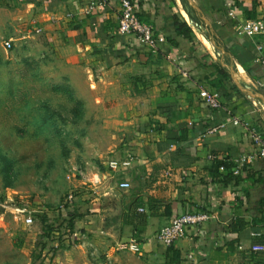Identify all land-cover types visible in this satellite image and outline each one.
<instances>
[{"label": "crops", "instance_id": "crops-1", "mask_svg": "<svg viewBox=\"0 0 264 264\" xmlns=\"http://www.w3.org/2000/svg\"><path fill=\"white\" fill-rule=\"evenodd\" d=\"M18 1L41 32L69 37L67 62L88 64L93 77L101 79L104 77L96 75L94 66L111 69L124 65L135 81L131 91L139 95L135 129L110 158L122 161L132 156L131 165L114 170L108 163L94 178L76 180L80 188L74 190L78 194L75 208L73 201L69 203L70 210L82 215L76 227L94 237H106L113 247H129L135 240L139 254L159 256V264H264V250H249L253 244L264 245V160L255 157L233 178L229 177L234 174L233 167L228 166L256 150L248 131L234 125L232 117L255 126L245 105L257 104L264 120V103L238 87L244 96L232 93L222 97L223 108L213 109L200 98L201 83L215 91L209 82V67L199 64H208L210 59L191 58L176 46L175 12H169V7L173 2L182 11L180 0H136L140 18L167 38L157 51L119 33L116 3L87 15L84 10L89 0ZM194 1L227 42L233 64L242 69L237 74L247 75L264 90V69L257 62L256 48L258 42L264 45V37L237 34L239 23L264 17V0H235L238 20L227 16L224 0ZM181 14L187 15L195 28L193 16ZM221 123L226 126L210 131ZM123 181L131 186L121 188ZM199 210L216 215L191 227L172 249L157 241L158 231L176 216ZM236 218H243L248 225L232 230L229 225ZM240 244L244 249H239Z\"/></svg>", "mask_w": 264, "mask_h": 264}, {"label": "rangeland", "instance_id": "rangeland-1", "mask_svg": "<svg viewBox=\"0 0 264 264\" xmlns=\"http://www.w3.org/2000/svg\"><path fill=\"white\" fill-rule=\"evenodd\" d=\"M180 4L191 19L188 0ZM180 11L171 2L169 12ZM31 18L18 0L0 5V264L162 263L159 256L141 255L125 245L113 247L106 237H94L81 227L74 228L81 230L73 234L77 243L68 237L59 240L70 226L61 219L66 213L61 205L76 189V180L94 178L128 140L139 95L131 91L135 81L126 66L96 65V75L104 79L94 78L88 64L66 61L68 36L38 33ZM177 38L176 46L191 58L206 51L197 35L193 41ZM8 40L11 49L6 48ZM222 43L229 52L227 42ZM257 89L264 92L259 85ZM250 105H245L249 116L261 124L263 112ZM17 207L37 208L31 225L24 224L26 212ZM77 214L75 224L82 217ZM51 225L58 230L54 248L41 249L37 240H46Z\"/></svg>", "mask_w": 264, "mask_h": 264}, {"label": "built area", "instance_id": "built-area-1", "mask_svg": "<svg viewBox=\"0 0 264 264\" xmlns=\"http://www.w3.org/2000/svg\"><path fill=\"white\" fill-rule=\"evenodd\" d=\"M118 5L119 10V22L118 31L123 35H131L137 39V41L143 45L152 48L153 50H159L160 45L166 43L167 38L164 35L156 34L155 28L151 23H148L140 18L137 10L136 0H89L84 13L89 15L97 10H105L107 8H112L114 4ZM224 6L227 11V16L232 20H238V8L236 6L235 0H224ZM237 34L239 37L248 36L251 39L264 37V17H258L255 19H247L238 24ZM41 28H37L36 32H41ZM256 48L259 52L257 62H259L264 69V45L261 43L256 44ZM13 47L12 40L6 42V48L11 49ZM199 96L200 98L211 108L218 109L223 108L222 97L218 91H211L207 89L202 83L199 84ZM234 125H242L249 133L256 150L253 154L241 155L235 159V166L233 167V172L235 174L241 173V171L246 167L247 164L251 163L255 157L264 160V137L262 134L251 125L249 122L242 121L238 116L232 117ZM225 123H221L210 131H217L218 129L225 127ZM214 158V156H210ZM133 160L132 156H129L125 160H111L109 163L110 168L117 170L120 166H129ZM98 182V180H96ZM131 185L127 181L120 183L121 188H129ZM75 199V192L69 193L68 198L64 204L61 205V209L68 212L70 206L69 203ZM20 213H25L23 215V221L25 225H31L33 220V215L37 208L19 209L16 208ZM143 211V208H139ZM216 213L208 210L199 211H187L176 216L170 224L162 227L156 234L157 241L164 246H171L176 243L181 238L185 237L188 230L191 227L200 226L215 217ZM74 231V235H78ZM129 248L134 251H140V247L135 240L131 242ZM239 249H244L243 244L239 245ZM251 251H262L264 250V245L253 244L250 246Z\"/></svg>", "mask_w": 264, "mask_h": 264}, {"label": "trees", "instance_id": "trees-1", "mask_svg": "<svg viewBox=\"0 0 264 264\" xmlns=\"http://www.w3.org/2000/svg\"><path fill=\"white\" fill-rule=\"evenodd\" d=\"M23 2H26L28 0H21ZM4 4V0H0V5ZM172 20H173V27L175 30V33L178 37H181L183 39H187V40H195L196 39V35L193 31V29L191 28V26L188 24V22L185 20V18L180 14V13H175L172 16ZM196 60L199 61L200 59L198 57ZM202 58H204L205 60L208 61V59H210V62L208 64L204 63V61H199V64L201 67H209L210 71L209 74L210 76H208L209 78V82L211 84V86H213L216 90L220 93L221 97H229L231 96V94L233 92L231 91H236V93L233 94H238L241 96H244L240 90L237 88V86L232 82V79L230 78L229 73L216 61L213 60L212 55L206 50L205 52H203L202 54ZM243 66L246 68V66L243 64ZM231 84V86H230ZM49 117L44 119V123H48L50 122V119H48ZM261 124H255L257 130L262 134V136L264 137V120L262 119ZM263 124V127H262ZM227 165V164H226ZM229 167H234L235 164L233 165H228ZM235 175L237 174H231L229 177L233 178ZM218 176V175H217ZM141 205V204H140ZM151 210H152V214L154 215L156 208H154V206H151ZM77 212H75V210H68V212H66L65 214H63V217H61L62 220H66L68 223H70L69 226V231L63 233L62 237L59 238V240H64L67 237L69 238V240L73 243H77L76 238L73 237L74 234V228L76 227V224L74 222V220L77 217ZM180 215V214H179ZM45 224H48V220L47 219H43ZM247 222L243 219V218H236L234 220L231 221L230 223V228L234 231H239L243 228H245L247 226ZM49 231L47 234V238L45 240L44 236H40V238L37 240V243L41 246V249H45V248H49V249H53L54 246H51V243L53 242V240H55V231L57 230L55 227L48 226ZM58 231V230H57ZM73 237V238H72ZM72 239V240H71ZM174 246L171 245L169 246L168 249H172V247ZM175 254H177L175 252ZM176 258L178 259V257L176 256Z\"/></svg>", "mask_w": 264, "mask_h": 264}, {"label": "water", "instance_id": "water-1", "mask_svg": "<svg viewBox=\"0 0 264 264\" xmlns=\"http://www.w3.org/2000/svg\"><path fill=\"white\" fill-rule=\"evenodd\" d=\"M192 16L193 18L202 26L205 27L207 30V35L209 36L210 40L213 42V44L216 46L217 49L222 51L225 55L233 58L231 56V53L226 51V47L222 43L221 38L218 36L213 24L211 21L206 17L205 13L202 11V9L195 3L194 0H188ZM187 21V20H186ZM188 22V21H187ZM189 24V22H188ZM190 25V24H189ZM191 26V25H190ZM192 28V26H191ZM193 29V28H192ZM219 64L229 73L231 79L235 83V85L248 97L254 98V99H259L264 103V94L258 90L254 89H247L244 87L240 82L236 79L234 75V69L233 67L229 68L225 66L222 62H219Z\"/></svg>", "mask_w": 264, "mask_h": 264}, {"label": "bare ground", "instance_id": "bare-ground-1", "mask_svg": "<svg viewBox=\"0 0 264 264\" xmlns=\"http://www.w3.org/2000/svg\"><path fill=\"white\" fill-rule=\"evenodd\" d=\"M185 18H186V16H185ZM187 21L192 26L195 34L203 41L204 46L207 49V51L210 52V54L212 56H214L219 62H222L225 66H227L229 68L233 67L234 75H235L236 79L240 82V84H242L247 89H254L255 87L257 88L256 84L247 75L241 74V73L237 74L238 72H241L242 69L239 66L234 65L233 60L229 56L225 55L222 51H219V49H216V46L213 44V42L210 40L209 36L206 34L207 30L205 29V27H202L194 18H193V23H194L195 28L193 27V25L190 23V21L188 19H187ZM235 69L237 71H235Z\"/></svg>", "mask_w": 264, "mask_h": 264}]
</instances>
